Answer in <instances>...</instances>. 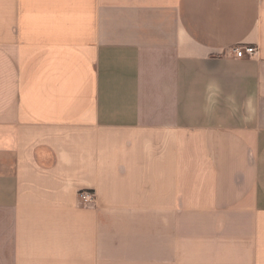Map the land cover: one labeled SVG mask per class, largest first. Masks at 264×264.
Returning <instances> with one entry per match:
<instances>
[{
    "label": "crops",
    "instance_id": "1",
    "mask_svg": "<svg viewBox=\"0 0 264 264\" xmlns=\"http://www.w3.org/2000/svg\"><path fill=\"white\" fill-rule=\"evenodd\" d=\"M0 264H264V0H0Z\"/></svg>",
    "mask_w": 264,
    "mask_h": 264
},
{
    "label": "built area",
    "instance_id": "2",
    "mask_svg": "<svg viewBox=\"0 0 264 264\" xmlns=\"http://www.w3.org/2000/svg\"><path fill=\"white\" fill-rule=\"evenodd\" d=\"M228 52L237 58H244L246 56L254 55L257 52V47L253 45H238L228 49ZM79 196L83 203H91L94 201V195L88 191H81Z\"/></svg>",
    "mask_w": 264,
    "mask_h": 264
}]
</instances>
